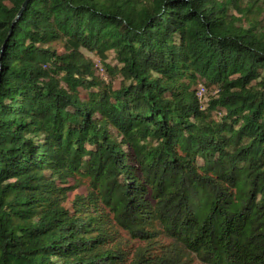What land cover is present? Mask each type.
<instances>
[{
    "label": "trees",
    "instance_id": "16d2710c",
    "mask_svg": "<svg viewBox=\"0 0 264 264\" xmlns=\"http://www.w3.org/2000/svg\"><path fill=\"white\" fill-rule=\"evenodd\" d=\"M261 19L0 0V264H264Z\"/></svg>",
    "mask_w": 264,
    "mask_h": 264
},
{
    "label": "rangeland",
    "instance_id": "374dc122",
    "mask_svg": "<svg viewBox=\"0 0 264 264\" xmlns=\"http://www.w3.org/2000/svg\"><path fill=\"white\" fill-rule=\"evenodd\" d=\"M235 13H237V15H239V13L237 12V10H233ZM261 25H264V19H261ZM58 49H62L63 46H62V42H56V44H54ZM85 54L87 55V57L89 59H91L94 63H96V66H97V70H96V74L98 77L100 78H103L104 80H109L110 79V75H109V72H107V70L105 69V67L102 65V63L99 61V57L96 56L94 53L90 52V51H87L85 49H82ZM109 61H112V62H115L111 56L109 57ZM201 85H199L200 87ZM202 96V100L206 101L208 99V96H209V91L208 90H204L203 93L201 94ZM80 192L82 191V189H77L76 192ZM71 197L73 196V193L70 194Z\"/></svg>",
    "mask_w": 264,
    "mask_h": 264
},
{
    "label": "built area",
    "instance_id": "2783aa9c",
    "mask_svg": "<svg viewBox=\"0 0 264 264\" xmlns=\"http://www.w3.org/2000/svg\"><path fill=\"white\" fill-rule=\"evenodd\" d=\"M205 90V88L201 85L199 87V94L201 95L203 93V91Z\"/></svg>",
    "mask_w": 264,
    "mask_h": 264
},
{
    "label": "water",
    "instance_id": "95a60500",
    "mask_svg": "<svg viewBox=\"0 0 264 264\" xmlns=\"http://www.w3.org/2000/svg\"><path fill=\"white\" fill-rule=\"evenodd\" d=\"M26 5V1L24 2V4H23V7ZM21 12V11H20Z\"/></svg>",
    "mask_w": 264,
    "mask_h": 264
}]
</instances>
